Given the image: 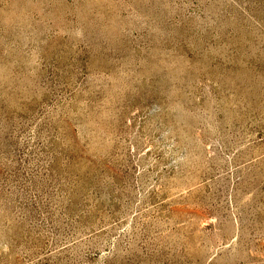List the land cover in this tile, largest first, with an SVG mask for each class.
Returning a JSON list of instances; mask_svg holds the SVG:
<instances>
[{"label":"rangeland","instance_id":"rangeland-1","mask_svg":"<svg viewBox=\"0 0 264 264\" xmlns=\"http://www.w3.org/2000/svg\"><path fill=\"white\" fill-rule=\"evenodd\" d=\"M0 264H264V0H0Z\"/></svg>","mask_w":264,"mask_h":264}]
</instances>
